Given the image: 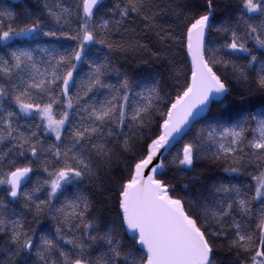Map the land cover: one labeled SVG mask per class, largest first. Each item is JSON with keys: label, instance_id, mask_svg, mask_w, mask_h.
<instances>
[{"label": "snow or ice", "instance_id": "6c2138e0", "mask_svg": "<svg viewBox=\"0 0 264 264\" xmlns=\"http://www.w3.org/2000/svg\"><path fill=\"white\" fill-rule=\"evenodd\" d=\"M0 264H264V0H0Z\"/></svg>", "mask_w": 264, "mask_h": 264}]
</instances>
